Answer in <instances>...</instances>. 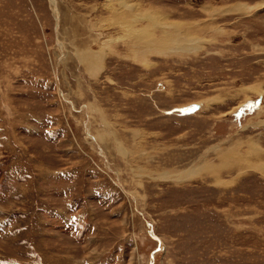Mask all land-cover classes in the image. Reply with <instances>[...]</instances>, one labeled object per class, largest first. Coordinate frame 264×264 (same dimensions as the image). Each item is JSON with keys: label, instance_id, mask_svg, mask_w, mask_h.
I'll list each match as a JSON object with an SVG mask.
<instances>
[{"label": "rangeland", "instance_id": "1", "mask_svg": "<svg viewBox=\"0 0 264 264\" xmlns=\"http://www.w3.org/2000/svg\"><path fill=\"white\" fill-rule=\"evenodd\" d=\"M0 264H264V0H0Z\"/></svg>", "mask_w": 264, "mask_h": 264}, {"label": "bare ground", "instance_id": "2", "mask_svg": "<svg viewBox=\"0 0 264 264\" xmlns=\"http://www.w3.org/2000/svg\"><path fill=\"white\" fill-rule=\"evenodd\" d=\"M231 155H232V154H230L229 156H231ZM223 156H224V155H223ZM232 161H233V159H232ZM243 162H244V161H243ZM205 163H206V162H205ZM238 164H239V163H238ZM237 166H238V165H237ZM212 169H213L212 167H209V168H208V171H210V172L212 171V172H213Z\"/></svg>", "mask_w": 264, "mask_h": 264}]
</instances>
